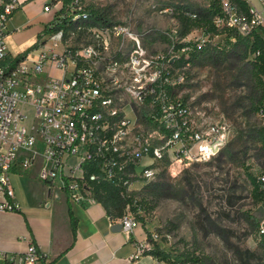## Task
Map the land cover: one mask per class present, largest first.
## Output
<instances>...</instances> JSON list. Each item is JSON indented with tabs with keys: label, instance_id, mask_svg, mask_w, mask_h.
Returning a JSON list of instances; mask_svg holds the SVG:
<instances>
[{
	"label": "built area",
	"instance_id": "obj_1",
	"mask_svg": "<svg viewBox=\"0 0 264 264\" xmlns=\"http://www.w3.org/2000/svg\"><path fill=\"white\" fill-rule=\"evenodd\" d=\"M63 1L43 4L53 15L34 54L8 60L6 23L24 0H0V211L18 209L13 173L36 168L43 184L73 204L96 200L99 183L135 202L138 185L156 178L159 162H206L230 138L226 121L175 97L179 75L163 65V55L148 53L141 34L121 23H94L80 0ZM259 1L261 9L248 4L243 10L236 0H215L212 22L242 35L264 30ZM199 41L198 47L205 44ZM186 44L181 47L188 50ZM259 181L264 184V174ZM136 209L127 204L116 218L126 232L139 223ZM145 247L139 244L135 257ZM40 258L31 241L22 252H0L6 264Z\"/></svg>",
	"mask_w": 264,
	"mask_h": 264
},
{
	"label": "rangeland",
	"instance_id": "obj_2",
	"mask_svg": "<svg viewBox=\"0 0 264 264\" xmlns=\"http://www.w3.org/2000/svg\"><path fill=\"white\" fill-rule=\"evenodd\" d=\"M49 1L29 0L18 7L30 22L12 33L17 41L11 50L34 54L31 49L38 46L40 31L53 15V10L42 13ZM212 1L80 0L101 12L108 24L121 23L141 34L148 53L163 55V65L179 75L175 97L207 118L226 121L231 130L228 143L214 158L190 164L161 161L156 178L138 185L135 194L141 205L136 228L146 233L144 250L159 252L153 257L160 264H242L238 254L257 249L264 238V200L254 199L248 177L264 173V146L257 135L264 117L253 110L257 88L251 73L253 55L243 58L232 49V34L206 33L197 26L203 12L210 16ZM166 7L170 10L162 11ZM202 39L218 52L212 59L185 61L190 54L181 46ZM171 50L175 61L166 60ZM30 170L23 172L22 179L27 194L33 195L42 186Z\"/></svg>",
	"mask_w": 264,
	"mask_h": 264
},
{
	"label": "crops",
	"instance_id": "obj_3",
	"mask_svg": "<svg viewBox=\"0 0 264 264\" xmlns=\"http://www.w3.org/2000/svg\"><path fill=\"white\" fill-rule=\"evenodd\" d=\"M245 4L263 7L259 0H245ZM29 22L30 18L20 8L7 20L4 40L8 60L30 52L11 50L17 41L16 34L12 33L22 31L23 25ZM30 171L36 177V168ZM23 175V172L11 174L18 209L0 211V252H22L31 241L41 253L38 264H160L148 250L135 257L138 245L146 241V233L138 228L132 232L122 228L113 231L112 226L118 220L110 218L98 201L70 203L57 187L50 190L41 181L40 192L29 195ZM68 209L76 220L74 233ZM0 264L6 263L0 259Z\"/></svg>",
	"mask_w": 264,
	"mask_h": 264
},
{
	"label": "trees",
	"instance_id": "obj_4",
	"mask_svg": "<svg viewBox=\"0 0 264 264\" xmlns=\"http://www.w3.org/2000/svg\"><path fill=\"white\" fill-rule=\"evenodd\" d=\"M68 1L69 0H64L63 3L66 4L68 3ZM236 1L243 10L246 9L245 0H236ZM212 2H213V6H212V10L210 11V16H208L207 14L208 12H203V14L199 18H197L199 22L197 26L202 27L203 31L206 33L209 32L210 30L214 31L215 33H218L220 32V30H222L223 32H228L232 34L233 42L231 48L237 49L241 53L243 58H246L249 54L253 55V58L251 60V66H252L251 73L257 80L256 95L253 101L255 106L253 110L264 117V30L262 28H257L253 30L249 35H242L234 29L216 28L212 22V16L218 11V7L215 0H213ZM88 10L90 12L91 19L94 23L108 24L107 20L104 18L101 12L94 9H88ZM196 17H198L197 14ZM188 27L186 31H188ZM186 45L190 46L188 49L189 51L188 53L190 54L189 55L190 57L189 60H185V61H190V60L192 61L194 58L212 59V57L216 54V52H218L217 49L208 48L206 47L205 44L198 47L196 43L190 44V42H187ZM257 135H258V141L262 144V146H264V125L257 130ZM227 143L228 142H226V144ZM248 177L252 184V193L254 195V199L256 201L264 200V189L260 188V186L261 185L264 186V184H262L259 181V175L257 176V178H253L251 175H248ZM93 194L96 201L102 204L107 214L112 219L118 218L122 214L127 204H129L130 209H132L133 211H136L137 210L136 208L138 207L140 209V205H141L140 200L137 199L135 202H132L131 199L123 200L120 198L119 191L106 183L96 184L94 187ZM68 215L71 222V229L72 232L74 233L76 220L70 209H68ZM149 253L157 256L160 255L159 252L156 251V249L151 250ZM238 256L242 264H264V238L258 244L257 249L255 250L245 249L241 251L238 254ZM161 259L164 262L169 263L168 258L162 257Z\"/></svg>",
	"mask_w": 264,
	"mask_h": 264
},
{
	"label": "water",
	"instance_id": "obj_5",
	"mask_svg": "<svg viewBox=\"0 0 264 264\" xmlns=\"http://www.w3.org/2000/svg\"><path fill=\"white\" fill-rule=\"evenodd\" d=\"M121 228V224L119 222H117L116 224H113L112 226V230L113 231H117Z\"/></svg>",
	"mask_w": 264,
	"mask_h": 264
}]
</instances>
